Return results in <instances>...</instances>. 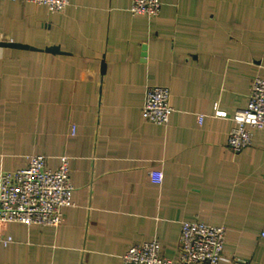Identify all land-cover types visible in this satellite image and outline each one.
Masks as SVG:
<instances>
[{
  "label": "crops",
  "instance_id": "obj_1",
  "mask_svg": "<svg viewBox=\"0 0 264 264\" xmlns=\"http://www.w3.org/2000/svg\"><path fill=\"white\" fill-rule=\"evenodd\" d=\"M132 2L0 0V39L30 45L0 44V174L68 155L74 185L59 226L0 222V264H122L154 238L175 259L193 220L226 228L219 264H264V130L228 146L264 77V0ZM149 85L171 89L167 124L143 115Z\"/></svg>",
  "mask_w": 264,
  "mask_h": 264
},
{
  "label": "built area",
  "instance_id": "obj_2",
  "mask_svg": "<svg viewBox=\"0 0 264 264\" xmlns=\"http://www.w3.org/2000/svg\"><path fill=\"white\" fill-rule=\"evenodd\" d=\"M47 5L51 10L63 11L70 0H28ZM161 0H133L134 15L156 17L161 12ZM3 39H0L2 41ZM13 42V41H11ZM173 106L171 89L164 85H149L143 105L144 117L155 124H167ZM228 146L240 152L252 145L254 130H264V77L252 80L249 101L234 114ZM152 181L162 183L163 172L156 171ZM74 185L70 175V158L62 155L57 167L48 164L44 154H32L28 165L0 174V222L59 226L63 221L64 207L73 203ZM264 237V231L261 233ZM12 237L4 238L8 244ZM226 242L223 225L198 220L183 221L180 233V252L175 259L164 256L159 239L132 245L123 255L122 264H219Z\"/></svg>",
  "mask_w": 264,
  "mask_h": 264
},
{
  "label": "water",
  "instance_id": "obj_3",
  "mask_svg": "<svg viewBox=\"0 0 264 264\" xmlns=\"http://www.w3.org/2000/svg\"><path fill=\"white\" fill-rule=\"evenodd\" d=\"M1 45H7V46H14V47H24V48H29L30 45L19 43V42H11V41H0ZM46 50L51 51V52H59L60 48L58 45H52L46 47ZM106 63L103 62V71H105Z\"/></svg>",
  "mask_w": 264,
  "mask_h": 264
}]
</instances>
